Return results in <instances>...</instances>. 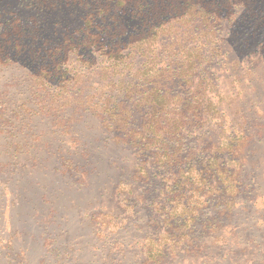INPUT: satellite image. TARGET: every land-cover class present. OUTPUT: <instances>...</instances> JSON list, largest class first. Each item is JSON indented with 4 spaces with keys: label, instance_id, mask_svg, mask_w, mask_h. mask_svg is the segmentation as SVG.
<instances>
[{
    "label": "trees",
    "instance_id": "1",
    "mask_svg": "<svg viewBox=\"0 0 264 264\" xmlns=\"http://www.w3.org/2000/svg\"><path fill=\"white\" fill-rule=\"evenodd\" d=\"M27 1L30 14L42 13V18L32 15L22 18L9 5L0 6V71L9 73L4 82L0 81V134L19 149L12 151L11 160H17L16 154H32L36 147L46 151L57 141L60 151L66 146L69 151L74 150L77 158L84 159L77 163L60 156L56 168L59 173L74 171L78 177L75 185L81 189L88 180L87 177L83 180L85 174L97 172V163L104 160L100 155L111 144L132 150L142 141V146L152 149L151 160L155 161L176 160L182 155L193 159L201 148L199 145L206 142H210L212 149L236 144L240 156L251 140L259 137L252 130L264 118L258 107L262 102L248 99L253 94L242 99L243 93L234 91L233 84L250 85L251 73L244 72L247 57L241 56L240 50L230 51L228 44L237 31L243 44L249 42L253 32L249 35L247 29L251 25L238 28L236 24L245 18L253 23L254 29L264 20V12L258 9L264 7V0H246L232 13L226 33L210 24L215 19L207 11L218 6L212 1L209 8L204 6L208 2L202 0ZM61 8L76 15V27L62 20L54 25L53 33L46 34L42 23L45 13L50 15ZM263 42L258 40L254 45L264 47ZM233 54V60L229 61ZM222 70L228 74L226 84L219 74ZM237 71L242 73H232ZM198 120L203 127L193 137ZM40 125L46 126L53 140L43 141L38 131ZM88 127L90 130H86ZM260 127L261 132L264 124ZM215 129L219 134L213 132ZM203 131L210 134L207 141L203 139ZM87 133L91 136L89 140ZM167 150H172L170 155ZM57 151L49 156L56 158ZM161 153L162 158H158ZM132 164L125 170L127 180L121 184L124 187L111 190L118 183L116 177L103 192L106 196L111 192L129 194L134 197L135 207L139 188L133 181V170L142 169L140 161ZM111 167L117 173L121 169L116 160ZM236 183L233 178L231 195H235ZM1 186L2 182L0 194ZM167 187L164 195L176 194L174 181H167ZM7 190L11 191V187ZM195 191L198 193L197 188ZM21 192H17L18 198ZM182 201L181 198L170 203L168 226L177 218L181 228L187 230L185 224L190 213L187 203ZM251 202L255 206L256 201ZM14 204L12 199L9 205ZM257 230L240 241L232 240V230L228 237L218 235L212 243H202V248L219 245L215 250L204 249L207 256L189 255L173 263L209 264L210 254L223 264H264V222ZM14 235L21 236L15 231L9 238ZM190 241L184 231L170 245L156 242L157 252L148 244L151 240L144 238L123 244L126 249L139 248L130 256L132 264L135 258L143 264H157L162 257L158 248H173ZM241 244H260L262 251L243 254L238 261L231 259L230 254ZM174 252L175 248L171 249ZM113 256V249H109L104 258L111 262ZM116 257L124 260L126 255L119 251ZM25 264L30 261L26 259Z\"/></svg>",
    "mask_w": 264,
    "mask_h": 264
},
{
    "label": "rangeland",
    "instance_id": "2",
    "mask_svg": "<svg viewBox=\"0 0 264 264\" xmlns=\"http://www.w3.org/2000/svg\"><path fill=\"white\" fill-rule=\"evenodd\" d=\"M203 1L208 2L204 5L208 8L211 1L218 3V6L209 8L207 14L215 19L210 21L211 26L221 33L229 30L232 13L238 11L246 2V0ZM27 3V0H0V6L9 5L14 12L20 13L22 18L29 15L43 17L42 13L30 14L26 8ZM63 9L50 15L45 13V22L42 23L45 25L46 34L53 33L54 25L62 20L69 26L76 27V15L72 14L70 9ZM258 9L264 12L263 5ZM248 24L251 28L247 29V33L250 35L253 32L249 42L243 44L241 37L238 36L240 32L237 31V35L231 38L228 49L240 50L241 56L247 57L244 62L247 68L244 72L251 73L249 75L251 83L248 87L246 84L243 86L233 84V86L236 87L234 91L243 93L242 99L253 94L248 99L260 100L262 103L258 107L264 114V47L254 45V42L264 40V20L253 27L254 29H252L253 23L245 21V18L236 26L240 28ZM233 58L234 54L230 55L229 61ZM232 73L240 75L242 72ZM219 74L223 83H228L226 80L228 74H224L223 70ZM8 75L7 71H0L1 83ZM252 88L254 91H251ZM200 124L201 121L198 120V128L193 137L201 131L203 126L201 127ZM260 124H264V118L256 123L257 129L252 130L253 134L258 132L259 137L252 139L245 153L240 156H237L239 149L236 144L212 149L210 142H206L199 145L201 148L193 159L182 155L176 160L169 158L154 161L151 160L152 149L149 148L150 151L142 146L144 143L142 141L140 146L132 150L111 144L103 152L104 155H100L104 156V160H99L97 163V172L87 176L85 174L83 180L86 177L88 180L81 189L75 185L78 177L74 171L68 173L56 171L60 156L75 160L77 163L84 160L77 158L74 150L69 151L64 146L60 151L59 143L54 141L52 147L48 149L49 152L40 151L36 147L32 154H16L14 156L17 160H11L12 151L19 149L11 145L4 134H0V182H2L0 264H25L26 259L30 264H132L130 256L139 248L126 249L123 242L133 243L143 238L146 241L151 240L148 244H151L152 251L157 252L156 242L162 241L161 243L170 245L177 242L180 234L185 231L190 237V243L176 245L173 248L170 246L158 248L161 249L162 257L157 264H172L175 259L180 260L189 255L207 256L204 249L215 250L219 245L202 248V243H212L211 241L218 235L228 237L231 230L233 241L234 239L240 241L242 237H251L258 231L257 226L264 222V128L260 132ZM38 131L42 133L43 141L53 140L46 126L40 125ZM203 132V139L207 141L210 134L206 135V131ZM213 132L219 134L216 129ZM87 139H91L90 133H87ZM55 150H58L57 156L52 158L49 155ZM171 151L168 152L169 155ZM162 156L163 153L157 155L158 158ZM114 160L121 168L118 173L111 171L113 169L111 163ZM139 161L142 171L139 172L134 168L132 176L136 188H139L136 192L135 202L138 203H135L137 204L135 207L134 197L129 194L117 195L111 192L110 195H104L103 190L109 188L116 177L118 183L111 190L118 189L127 180L125 172L127 167L132 162L135 166ZM233 178L237 182L235 195H231L230 189ZM228 179H230L229 189ZM170 180L177 185L176 194L171 195L168 192L164 195V189L168 188L167 181ZM121 181L122 183H119ZM136 181L139 183L137 184ZM195 185L198 193L195 191ZM8 186L11 187L9 192ZM23 189H26V192L22 193ZM19 191L22 194L18 198ZM181 198L182 202L187 203L190 213L189 221L185 224L187 228L189 227L187 230L181 228L177 218L171 221L170 227L168 226L170 203H177ZM12 199L17 206L9 205ZM254 200L255 206L251 202ZM15 231L21 236L14 235V238H9V235H13ZM174 248L175 252L171 253V249ZM109 249H113L115 253L111 262L104 258ZM119 251L126 255L124 260L116 257ZM260 251H262L260 244L249 246L241 244L230 254V257L238 261L243 254ZM208 256L209 264H223L216 255ZM75 260L79 261L76 263ZM133 262V264H143L137 258Z\"/></svg>",
    "mask_w": 264,
    "mask_h": 264
}]
</instances>
